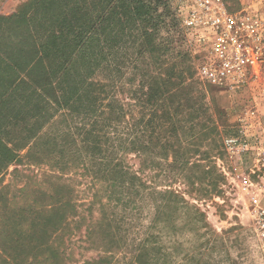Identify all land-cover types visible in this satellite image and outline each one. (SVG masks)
<instances>
[{"label": "trees", "instance_id": "trees-1", "mask_svg": "<svg viewBox=\"0 0 264 264\" xmlns=\"http://www.w3.org/2000/svg\"><path fill=\"white\" fill-rule=\"evenodd\" d=\"M76 2L29 0L0 16V67L17 76L0 92V264H73L76 242L99 252L83 264H212L225 240L206 213L145 177L220 195L224 111L195 90L188 52L162 59V0H118L104 29L115 21L117 33L103 38ZM144 204L153 219L130 243Z\"/></svg>", "mask_w": 264, "mask_h": 264}, {"label": "rangeland", "instance_id": "rangeland-1", "mask_svg": "<svg viewBox=\"0 0 264 264\" xmlns=\"http://www.w3.org/2000/svg\"><path fill=\"white\" fill-rule=\"evenodd\" d=\"M28 1L29 0H0V16L12 15L23 3ZM63 1L65 4L70 1H77L76 3L79 4L77 7L78 13L84 18L89 16L98 17L100 21V30L104 31L103 34H101L103 35L102 38L109 32L113 31V35L117 33L115 21H113L107 30L104 29L106 27V19L115 18L117 12L121 11V7L118 9V0ZM56 2H58V0H44V3L41 4L49 5V3ZM234 3L237 4V2ZM73 7L74 6H71V8ZM158 7V15L162 18V24L160 25L161 35L159 36L160 46L163 49L169 48V51L163 55L162 59L170 61L172 53H174L173 51H185L189 53L190 61H192L195 68V76L193 79L195 90H204L207 95V101L211 104L212 108L217 106L224 111L220 117L216 113H213L215 119H221L220 122L224 133L223 142L228 136H237L239 134V119L241 114H243L245 110L252 109L257 105L255 102L256 99L253 97V92L243 91L230 93L204 82L198 75L197 70L200 54L185 35L176 3L174 0H162ZM43 11V9H40V14L43 13ZM121 45L115 44V51L121 48ZM128 47L130 48L131 55L134 52L132 42L128 43ZM122 59V56H118L117 63L122 64ZM128 74L129 78L136 77L140 79L139 76H135L133 70L128 71ZM15 76L16 75L12 72L6 73L3 66L0 67V92L14 81L17 77ZM95 78L103 79L102 73H99ZM133 89L135 88L133 87ZM261 107L264 108V103ZM1 111L4 113L5 109ZM223 151V156L215 160L219 173L223 175V181L221 183L222 193L218 196L200 198L193 192L192 198L187 194L188 187L185 184L182 182L171 183V181L165 177L166 173H162L163 175L157 178L153 175L154 172L152 171L148 172L145 178L151 185H157L158 188L162 190L172 185V188L182 193L187 200H190L206 213L207 220L211 227L225 240L224 251H222L221 255L214 254L213 261H211L212 264H232L235 261H237V264H264V238L262 237L257 222L256 206L251 202L250 196L242 190L244 179L248 177V160L244 159L241 161L231 157L224 146ZM129 161L135 164V169L139 166L135 156L131 155ZM15 167L17 166H11L9 171L11 172ZM43 169L45 170L46 168ZM24 173H28V171ZM75 178L77 182L81 181L79 176L76 175ZM10 179L9 175L6 176L5 184H8ZM77 182L75 184H77ZM1 183L4 184V176L0 178V184ZM79 186L80 196L78 198H87L88 193H86V186L82 185V183H79ZM259 200L260 208L264 209V195L259 197ZM143 207V213H141V215L138 216V220H136L137 226L134 227L130 233V243L146 233L153 219L154 212L152 208H150L148 204H144ZM186 238H193V235L189 234L183 237V239ZM74 245L73 264H83L85 260L96 258L99 255L98 251L84 249L87 246L84 242H76ZM114 264L125 263L121 259L120 262H114Z\"/></svg>", "mask_w": 264, "mask_h": 264}, {"label": "built area", "instance_id": "built-area-1", "mask_svg": "<svg viewBox=\"0 0 264 264\" xmlns=\"http://www.w3.org/2000/svg\"><path fill=\"white\" fill-rule=\"evenodd\" d=\"M183 29L200 54L198 75L230 93L250 91L256 107L241 114L239 134L224 139L237 160H248L243 191L256 206L264 238V0H174ZM255 178V179H253Z\"/></svg>", "mask_w": 264, "mask_h": 264}]
</instances>
